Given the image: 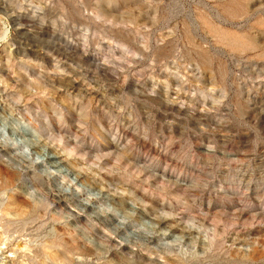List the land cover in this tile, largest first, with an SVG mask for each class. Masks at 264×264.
I'll return each mask as SVG.
<instances>
[{
    "label": "rangeland",
    "instance_id": "rangeland-1",
    "mask_svg": "<svg viewBox=\"0 0 264 264\" xmlns=\"http://www.w3.org/2000/svg\"><path fill=\"white\" fill-rule=\"evenodd\" d=\"M0 264H264V0H0Z\"/></svg>",
    "mask_w": 264,
    "mask_h": 264
},
{
    "label": "bare ground",
    "instance_id": "bare-ground-1",
    "mask_svg": "<svg viewBox=\"0 0 264 264\" xmlns=\"http://www.w3.org/2000/svg\"><path fill=\"white\" fill-rule=\"evenodd\" d=\"M15 146V145H14ZM17 146V145H16ZM15 146V147H16ZM19 146H22V144H20V145H18L17 147H18V150H19ZM13 147V146H12ZM14 154H15V152H13ZM19 153H22V151L21 152H19ZM13 154V155H14ZM23 154V153H22ZM54 154V153H53ZM17 155V154H16ZM15 155V156H16ZM58 155V154H57ZM18 156V155H17ZM59 156V155H58ZM18 158V157H17ZM19 158H21V156L19 157ZM18 158V159H19ZM26 158V157H25ZM25 158L23 159V160H25ZM58 157L57 156H50L49 158H47V161H49L48 163H47V166H49V167H59L60 166V164H61V162L60 161H51V160H54V159H57ZM21 160V159H20ZM62 160V159H61ZM63 161V160H62ZM60 162V163H59ZM44 165V164H43ZM62 166V165H61ZM45 167V166H44ZM61 168V167H60ZM55 170H57V169H55ZM54 172V171H53ZM48 173V172H47ZM49 174V173H48ZM51 175H52V173H51ZM48 176H50V175H48ZM59 189V188H58ZM61 190V189H60ZM60 190H58L60 193H62L63 192V190H62V192L60 191ZM57 193V192H56ZM56 195V194H55ZM58 195V194H57ZM62 199H63V197H62ZM58 201V200H57ZM87 204V203H86ZM87 206V205H86ZM6 248V247H5ZM2 249V248H1Z\"/></svg>",
    "mask_w": 264,
    "mask_h": 264
}]
</instances>
